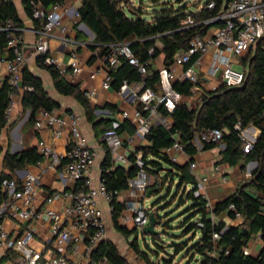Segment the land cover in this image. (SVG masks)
<instances>
[{
    "label": "trees",
    "instance_id": "1",
    "mask_svg": "<svg viewBox=\"0 0 264 264\" xmlns=\"http://www.w3.org/2000/svg\"><path fill=\"white\" fill-rule=\"evenodd\" d=\"M21 1L27 15L34 21V26L38 30L48 20L54 6L66 3L68 0ZM81 1L82 4L78 9L81 20L95 33V41L101 45L102 50H105V44L108 43L129 42L140 62L147 64L146 86L158 89L160 72L156 60L163 56V63L168 67L172 65L175 55L188 48L195 35L205 33L215 24L203 22L213 17L228 0H215L217 4L215 9L207 8L209 0L196 10H187L188 4L179 8L172 7L163 10L151 20L144 18L143 8L131 5V0ZM38 8L44 10V15L35 16ZM190 16L194 17L196 23L187 26L184 21ZM9 18L13 19L16 27L19 28L16 34L23 36L25 22L20 17L15 1L0 0V57L10 58L13 55V49L8 47L10 30L3 29ZM239 58L246 75L243 84L239 86L221 84L216 89L203 93L197 102L192 101L194 92L191 81L175 82L174 88L180 93L179 99L171 110L164 106L159 108L163 116L171 118L170 126L156 121L147 135L149 143L137 148L143 153L147 170L157 174V180L150 183L148 191L156 192V187L159 184L162 187L167 179L171 180L172 185L177 180L175 184L177 193L183 188L179 204L191 201L185 209L188 213L184 217L182 226L185 227L184 233H192V237H197V240L188 249L187 254L190 258L186 264H190L198 257V262L195 264H264V36L256 44L244 50ZM37 60L52 74L58 92L73 96L83 106L86 117L97 136L111 131L135 133L136 128L129 120L121 121L119 126H114V122L119 121L116 115L120 112V108L117 104L106 103L103 108L108 109L110 113L97 114L96 111L100 107L92 103L80 83L66 79L57 66L45 64L42 57H38ZM111 73L114 76L112 85L117 90L121 88L125 79L130 82L143 79L139 68L126 58H122L121 63L113 68ZM16 93L22 94L24 110L31 111L29 125L36 124L40 110H53L61 106L59 101L50 95L43 79L28 66H24L20 86L13 87L9 77L0 84V133L8 127L5 111L11 102V94ZM250 125L256 126L261 133L253 147L245 152L246 140L242 131ZM213 129L223 131L221 141L203 140L201 150L224 144L222 161L240 165L242 169H245L246 164L251 160H257L259 165L253 170L250 178L239 184L232 195L210 208L203 194L197 193L198 181L191 173L189 163L172 161L165 149L174 142V134L178 133L186 151L194 160L195 154L200 151L194 143L195 138ZM43 158L37 145L19 152H12L10 144L4 147L0 142V200L8 197L4 189L5 179L15 178L18 169L35 164ZM130 158L135 160V152ZM165 163L169 166H163ZM137 172L138 167L135 165L131 167L122 164L114 165L110 152L106 151L101 177L110 188L126 190L129 179ZM160 178L161 181H159ZM17 183L19 190L22 187L21 181L18 179ZM172 185H169L168 194L171 193ZM188 186H190L189 189L185 191ZM232 203L244 216L243 222L236 225L228 224L226 220L217 217L221 212L228 211L231 218H236L235 210L230 208ZM158 204L159 200L154 202L151 212L155 213L160 224L166 229L165 233H168V228L172 226V218L164 221L163 215L158 208H155ZM112 206L115 228L130 238L138 229L137 227L128 228L120 223L125 203L114 199ZM194 217H198L197 221H193ZM215 232L220 234L219 239L214 237ZM257 234H260L263 241L259 256L246 252L250 240ZM152 236L155 243L163 248V245L157 242L161 235L152 234ZM130 245L140 256L149 260V253L140 249L138 235L130 240ZM172 245L175 253L178 254L188 246V241L178 244L174 242ZM154 252L158 254L161 250L157 249ZM168 254L169 257H164L162 264H173L172 253L168 252ZM104 257L108 258L110 264L128 263L117 245L108 238L101 240L95 247L91 262H99Z\"/></svg>",
    "mask_w": 264,
    "mask_h": 264
},
{
    "label": "built area",
    "instance_id": "2",
    "mask_svg": "<svg viewBox=\"0 0 264 264\" xmlns=\"http://www.w3.org/2000/svg\"><path fill=\"white\" fill-rule=\"evenodd\" d=\"M58 5L61 3L55 6ZM206 6L215 9L217 4L215 0H209ZM75 14L81 17L78 10ZM42 15L44 10L38 8L35 16ZM184 23L189 26L196 21L193 16H190ZM203 23L215 24L205 33L195 35L188 48L175 55L172 65L168 67L163 62L159 65L158 89L146 86L147 64L140 62L129 42L108 43L105 44L104 51L96 52L109 68L103 73L101 81V87L105 90L113 87L114 76L111 70L121 63L122 58L128 59L130 63L137 66L143 75V79L137 82L125 79L118 90L124 101L133 103L135 106L121 109L120 120L115 121L114 126L117 127L121 121L129 120L136 128L135 133L111 131L104 137L106 143L103 144V148L110 152L114 165L131 163L138 167L137 174L129 179L126 190L110 188L102 177L96 185L92 184V170L102 147L90 144L82 130L80 115L75 112H60L57 108L40 110L36 122L39 129L49 127L54 138L63 136L66 130H69L72 137L68 140L64 152L45 139L38 141V151L44 158L35 163L39 172L28 170L22 175L21 189L18 190L17 178L4 180V189L8 197L0 200V264L4 260L3 264H70L71 249L74 252L83 250L85 260L82 264H88L95 247L101 240L107 238L106 211L103 204L106 202L112 210V201L118 199L124 191L137 201L134 205L133 200H127L133 212L122 216L124 220L131 219L138 228H143L149 223L150 213L144 199L152 178L146 168L143 153L137 148L149 143L147 135L156 121L170 126L171 119L163 116L159 108L164 106L171 110L179 99L180 93L174 88L175 82L191 81L194 94L199 91L198 84L202 73L217 79L216 88L221 84L228 86L243 84L246 77L245 71L235 66V60L244 50L256 44L264 36V0H228L213 17L204 20ZM3 29L10 30L8 47L13 49V55L10 58L1 57L0 61L6 65L11 85L18 87L22 82V68L26 62V54L22 47L23 36L16 34L19 28L11 18L7 20ZM68 33L69 27L65 22L49 16L43 27L37 30L34 52L37 57L43 58L45 64L57 66L62 73L71 69L72 75L75 76L83 69L82 58L77 50L71 52L67 64L51 53V39L58 38L66 43L71 40ZM206 56L210 59L205 71L202 72ZM99 73V69H94L91 79H97ZM84 90L88 97H94L99 88L96 85H88ZM14 96L11 94V102L5 111L7 126L14 121L15 117ZM108 113H110L109 110ZM222 137V130L213 129L197 136L194 143L198 148H202L203 140L220 142ZM138 139L145 142L139 143ZM245 140L244 151L248 152L255 141ZM128 146H131V150L135 152L134 161L128 154L126 148ZM165 150L174 162L180 163V157L183 156L185 162L189 163L191 173L198 181L197 193L203 194L201 189L205 188V182L197 173L198 161L192 160L178 133L174 134V142ZM60 166L65 168L66 174H59V177L64 180L67 188L51 192L46 197L49 205L42 209L37 201L42 175ZM203 196L208 200L206 194ZM62 201L65 203L57 205V202ZM208 205L210 208L213 207L210 202ZM230 208L235 210L236 219L242 222L244 216L236 209L235 204L232 203ZM43 217L50 222L51 234L44 244L38 247L33 244L38 232L32 227L21 232V227L18 228L16 224L20 225L28 220ZM8 221L16 224L9 225ZM214 237L219 239L220 234L215 232ZM47 248L50 249L48 255ZM246 252L249 253V246L246 247ZM101 262H108V258L104 257Z\"/></svg>",
    "mask_w": 264,
    "mask_h": 264
},
{
    "label": "crops",
    "instance_id": "3",
    "mask_svg": "<svg viewBox=\"0 0 264 264\" xmlns=\"http://www.w3.org/2000/svg\"><path fill=\"white\" fill-rule=\"evenodd\" d=\"M20 17L25 22V28L23 33V43L22 47L26 54V62L24 66H28L31 71L40 76L44 84L49 91L50 95L59 101L61 106L57 108L60 112H75L80 115V124L82 130L87 137L91 145L96 147H102L100 151V156L97 159V162L92 170V184L96 185L101 178L102 163L106 157V150L103 148L104 137L97 136L93 129L92 124L88 121L85 110L83 106L73 97L69 95H64L58 92L55 87L54 79L52 74L44 67H42L38 62V57L34 52V43L37 38V29L34 26V21L29 18L24 8V5L21 0H14ZM81 0H68L63 5L54 6L50 11L49 16L52 18H59L65 22L69 27L68 36L71 40L66 43L62 42L58 38L51 39V53L54 56L59 57L65 64L68 63L70 54L73 50H77L80 53L83 62V69L80 74L72 75V70L69 69L64 72L66 79L74 83H80L82 88H86L88 85H96L99 88L98 93L94 97H89L93 104L98 105L100 108L96 111L97 114L102 113L103 115H108V109H104L106 103L117 104L121 109L131 108L135 104L124 101L118 90L112 87L111 89L105 90L101 87V81L103 79V73L109 70L108 66L97 53L102 51L101 45L95 41V33L88 27V25L81 20V17H77L75 11L81 6ZM97 52V53H96ZM161 58V57H159ZM1 59V57H0ZM210 57L206 56L202 72L205 71V68L209 62ZM163 62V58L161 59ZM235 65H241L244 70L243 65L241 64L240 58H236ZM159 67V65H158ZM238 68V67H237ZM94 69H99L100 73L98 78L93 80L91 79V73ZM8 77L7 68L4 63L0 61V84L1 82ZM218 84L217 79L213 77L205 76L202 73L200 83L198 84L199 91L194 94L192 101L197 102L203 93L210 92L216 88ZM15 101V112H14V121L2 131V138L0 142L6 147L10 144V149L12 152H19L27 149L30 146L38 145L40 139H45L49 144L56 147L58 150L64 152L67 146L68 140L72 137L69 130H66L65 134L61 137L54 138L49 127L39 129L36 124L29 125L28 120L30 117V110H24L22 105V94H14ZM40 111L38 113V117ZM120 112L116 115L119 118ZM171 119V118H170ZM260 129L254 125H250L245 128L242 132L243 137L249 140H257L260 136ZM103 141V142H102ZM138 139L139 143H144ZM128 149V154L131 156L133 151L131 146L126 147ZM195 154V159L198 161L197 173L205 182V188L201 189L203 194H206L208 202L214 206L216 203L223 201L230 195H232L240 183L250 178L254 169L259 165V162H254L251 160L246 164V168L242 169L240 165H232L228 162L222 161V150L224 149L223 144L215 146L209 149L201 150ZM47 161V160H46ZM180 163H185L183 156L180 157ZM126 167H131V163L122 164ZM39 172V169L36 164H30L25 168L18 169L16 171V177L20 181L22 180V175L26 171ZM66 174L65 168L60 166L56 170H51L48 174L42 175L41 184H40V193L38 195L37 201L39 206L42 209H45L49 204L46 201V197L55 190H62L67 188V185L64 184V180L60 179L59 174ZM190 187V186H189ZM155 190H158L156 187ZM151 195H153V190H151ZM148 196V194H147ZM121 202L125 203V209L120 216V223L128 228L136 227L134 222L129 220H124L122 216L130 215L133 212L131 204H127V200H133V204L136 205L137 201L134 198H131L127 192H123L122 195L118 198ZM63 202H57V205L64 204ZM104 208L106 211V222H107V238L112 240L117 247L119 248L122 255H124L128 261L127 264H155V260L149 256V260L143 258L138 254L136 250L130 245V240L132 236L127 238L122 232L115 228L113 219H112V210L110 206L104 202ZM153 209V207H152ZM218 219H224L228 224L236 225L241 223L236 218H231L228 211L221 212L218 216ZM243 222V220H242ZM9 225L16 224L15 222L8 221ZM16 226L21 227V232L29 229V227L34 228L37 232V239L33 241L38 247H41L45 240L49 238L51 234V225L49 220L46 217L42 219H32L28 220L25 223H20ZM138 228V227H137ZM262 239L260 234L254 235V237L249 242V253L259 256L262 248ZM140 246V245H139ZM48 249V250H47ZM46 254L50 253V249L47 248ZM141 249V248H140ZM85 260L83 250L74 252L72 249L69 253L70 264H82ZM198 259H196L197 261ZM88 264H110V262H91V258Z\"/></svg>",
    "mask_w": 264,
    "mask_h": 264
},
{
    "label": "rangeland",
    "instance_id": "4",
    "mask_svg": "<svg viewBox=\"0 0 264 264\" xmlns=\"http://www.w3.org/2000/svg\"><path fill=\"white\" fill-rule=\"evenodd\" d=\"M131 5H135L137 7L141 6L143 8L142 16L148 20H151L154 16L161 14L163 10L170 9L172 7L179 8L185 4H188L187 10H196L199 9L207 0H131ZM133 3V4H132ZM163 57V56H162ZM161 58L156 60V64L160 65ZM238 68H242L241 65H235ZM163 166L168 167L169 164L165 163ZM151 175V183H154L157 180L156 172H152L148 170ZM163 174L164 171L161 170ZM161 181V178L159 179ZM170 179H167L164 185L161 187L160 184L157 186L158 190L153 192V195L146 196L144 202L149 210L152 211V206L155 201L159 200V204L156 205L155 208H158V211L161 215H163L164 221H169L168 218H172V226L168 228V233L162 232L161 238L157 240L158 243L163 245V248H160L155 241L153 240L152 234H145L142 231V228H137L138 231L132 235V239L138 235V242L140 248L149 253L155 260V264H162L164 257H169V253H172V262L173 264H186L190 258V255L187 254L189 247L197 240V237H192V233H184V226H182V222L184 217L188 213L185 209L191 203L188 201L187 203H180L181 194H183V188L177 193L176 183L177 180L170 183ZM169 185L171 187V193L168 194ZM189 189V186L186 187L185 191ZM184 191V194L186 193ZM198 217H194L193 221H197ZM159 229L163 228V225L160 224L158 226ZM188 241V246L184 248L180 253L176 254L175 249L172 243H182ZM161 250V252L155 253L154 250ZM171 257V256H170ZM199 258V257H198ZM197 258V259H198ZM198 260L191 261L190 264L197 263ZM137 264V263H136Z\"/></svg>",
    "mask_w": 264,
    "mask_h": 264
},
{
    "label": "water",
    "instance_id": "5",
    "mask_svg": "<svg viewBox=\"0 0 264 264\" xmlns=\"http://www.w3.org/2000/svg\"><path fill=\"white\" fill-rule=\"evenodd\" d=\"M256 141V140H255ZM225 147V145L223 144ZM254 162H257L254 160ZM160 171V169H157ZM151 190L147 192L148 196H151ZM160 220L156 217L155 213L151 212L149 215V223L142 228L143 233L145 234H161L165 231V228L159 229L158 226L160 225Z\"/></svg>",
    "mask_w": 264,
    "mask_h": 264
}]
</instances>
